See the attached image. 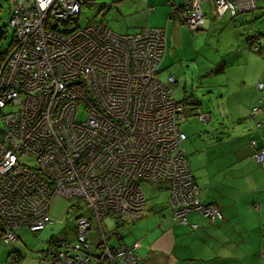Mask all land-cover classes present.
Wrapping results in <instances>:
<instances>
[{
	"label": "built area",
	"instance_id": "2783aa9c",
	"mask_svg": "<svg viewBox=\"0 0 264 264\" xmlns=\"http://www.w3.org/2000/svg\"><path fill=\"white\" fill-rule=\"evenodd\" d=\"M202 1L188 0L179 8L192 30L205 23ZM96 3L11 0L15 42L0 67L3 240L17 243L22 227L44 230L58 195L82 199L97 221L91 235V220L78 217L75 242L63 240L48 253L54 264H138L139 243L110 246L113 233L103 219L129 223L150 214L141 180L168 182L172 218L181 224L189 223L192 211L211 220L223 216L216 203L199 197L183 147L185 104L174 93V78L159 77L165 28L117 34L97 19L71 27L84 7ZM256 8L255 0H214L218 18ZM262 87L258 82L256 88ZM7 105L13 108L2 111ZM260 113V104L253 103L250 116L257 129L264 127ZM199 115L203 122L210 119ZM261 136L260 145L256 139L251 144L253 158L264 167ZM23 156L34 157V164Z\"/></svg>",
	"mask_w": 264,
	"mask_h": 264
},
{
	"label": "crops",
	"instance_id": "0c3cea01",
	"mask_svg": "<svg viewBox=\"0 0 264 264\" xmlns=\"http://www.w3.org/2000/svg\"><path fill=\"white\" fill-rule=\"evenodd\" d=\"M142 1L127 0L122 9L127 11ZM186 1L167 3L171 7ZM201 4L205 23L199 29L192 30L178 16L169 17L173 25L167 21L163 27L167 48L159 68L167 57L177 63L184 53L202 77L226 73L227 86L218 89L220 101L229 109L231 127L224 128L211 144L183 143L200 187L199 197L205 204L216 203L223 216L211 220L192 211L187 215L189 223L181 224L173 220L169 201L166 206L148 199L150 214L128 223L127 231L117 237L118 243H139L138 264H264V167L253 158L251 144L253 139L261 144L264 127L257 129L250 116L253 103L260 104L259 118L264 116V41L260 51L253 48L255 39L264 36V0H255V12L247 9L235 17L226 13L221 18L216 15L214 0ZM222 59L225 62H218ZM217 62L221 69L215 67ZM170 76L176 83V77ZM258 82H263L262 90L256 88ZM118 243L109 242L112 247Z\"/></svg>",
	"mask_w": 264,
	"mask_h": 264
},
{
	"label": "rangeland",
	"instance_id": "374dc122",
	"mask_svg": "<svg viewBox=\"0 0 264 264\" xmlns=\"http://www.w3.org/2000/svg\"><path fill=\"white\" fill-rule=\"evenodd\" d=\"M129 1L134 4L137 3V0ZM96 2L93 8L84 7L81 15L75 16L73 19L71 27H75L76 23L83 27L98 18L108 24L117 34H125L138 31L144 26L165 27L167 21H170L169 17L172 12L167 0H143L141 4H137L134 8H130L127 11L122 9L123 3L127 2V0H96ZM103 6L108 8L98 12ZM117 7L119 8L118 11ZM152 7L153 10L150 11ZM11 11V0H0V30L4 27L8 31L6 38L0 44V51L6 49L15 37V29L10 27L9 24ZM253 11L255 12L256 9ZM172 25L173 22H171ZM171 26L169 27V33ZM186 44V47L189 46L187 42ZM169 46L172 48V44H169ZM170 54L171 52H169ZM182 54L184 58L177 63H172L171 58L167 57L168 59L159 68V77L162 81L167 82L168 77L174 75L177 81L174 86L177 99H179V102H183L185 98L188 101H184L188 118L181 124L183 130L187 133L185 145L192 144L195 141H199L198 143H201V145L211 144L224 128L228 130V126L231 127L229 109L222 99L220 101L222 93L218 89L227 86L226 73H208L202 77L194 68L192 64L194 62L188 59L186 54ZM221 61L225 62V59L218 62ZM218 62L215 67L221 69V64L219 65ZM179 74L182 77L178 79L177 75ZM191 100H194L196 104H191ZM192 106H194L193 109ZM12 108L7 105L2 111L8 112ZM203 111L211 114V120L208 122H203L200 119L199 114ZM79 116L81 118L87 117L84 111H80ZM22 158L30 165L34 164V157L23 156ZM140 183L149 202L163 203L167 206L169 201L168 182L153 183L141 180ZM50 215L52 221L46 225L44 230L32 232L28 228L22 227L19 231V241L15 244H7L3 240V229L0 226V264H54L49 259L48 253L58 246L57 244L56 246L51 245L50 241H58L59 243L65 240L74 243L76 240L75 222L80 216H86L91 220L94 226L90 230V234H96L97 221L95 215L82 199H69L58 195L52 202ZM129 224L117 226L116 218L112 216H107L103 219V225L107 226L110 234L114 233L112 240H109L110 244L118 243V235L126 232Z\"/></svg>",
	"mask_w": 264,
	"mask_h": 264
},
{
	"label": "trees",
	"instance_id": "16d2710c",
	"mask_svg": "<svg viewBox=\"0 0 264 264\" xmlns=\"http://www.w3.org/2000/svg\"><path fill=\"white\" fill-rule=\"evenodd\" d=\"M183 4V3H182ZM182 4H179V5H171V10H172V12H171V14H170V17H174V16H178L179 18H180V20L182 21V22H184L183 21V19H182V17H181V15H180V10H179V8L182 6ZM108 7L107 6H103L101 9H99V11L98 12H101L102 10H104V9H107ZM226 13H229L230 15H231V13L228 11V12H226ZM225 13V14H226ZM238 14V13H237ZM236 14V15H237ZM235 15V16H236ZM232 16V15H231ZM234 16V17H235ZM223 17V16H222ZM233 17V16H232ZM97 20H99L100 22H102V23H104L105 24V22L103 21V20H100V19H98L97 18ZM185 23V22H184ZM8 31H7V29L6 28H4V27H2L1 28V30H0V44L2 43V40L3 39H5L6 38V33H7ZM257 39H261L260 41H257ZM15 40V37L13 38V41L10 43V45L9 46H7V48L6 49H4V50H2V51H0V67L2 66V64H3V62L5 61V59H6V57L8 56V54H9V51H10V49L12 48V46L14 45V41ZM264 41V36L263 37H260V38H256L255 39V44L254 45H256V46H253V48L255 47V50L256 51H260V49H261V47H262V42L261 41ZM186 102H188V101H186ZM195 103L196 104V102L194 101V100H192V101H190V103L192 104V103ZM184 103V102H183ZM194 108V106H192V109ZM202 114H204V113H202ZM187 134V133H186ZM134 222V221H133ZM133 222H129V223H133ZM128 223V222H127ZM127 223H122V222H119L118 220H116V224H117V226H122L123 224H127ZM1 226V225H0ZM114 234V233H113ZM122 240H120L119 241V243L121 242ZM50 243H51V245H54V246H56V244H57V246L59 245V243H58V241L57 242H55V241H53V240H51L50 241ZM118 245V244H117ZM116 247V246H115Z\"/></svg>",
	"mask_w": 264,
	"mask_h": 264
}]
</instances>
